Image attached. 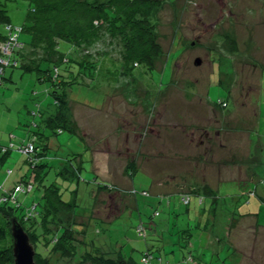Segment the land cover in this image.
<instances>
[{
    "label": "rangeland",
    "instance_id": "374dc122",
    "mask_svg": "<svg viewBox=\"0 0 264 264\" xmlns=\"http://www.w3.org/2000/svg\"><path fill=\"white\" fill-rule=\"evenodd\" d=\"M151 1L158 4L152 10L155 19L154 40L162 49L161 58L156 60V71L144 73L143 66L128 67L120 80L115 74L109 75L105 81L104 77L96 81L108 84L107 88L118 86L125 101H122L121 97L118 99L112 97L109 103L115 108L118 101L123 102V104L119 102V117L115 119L112 116L120 125L123 118L130 123L135 121L136 127L142 126L149 134L146 128L151 123L150 116L156 115L157 106L160 107L162 98L168 102L167 116L170 123L175 125L185 123L187 113L191 114L189 126L193 131L181 139L184 148L187 149L189 146V157L185 161L176 160L174 163L172 161L168 167L178 168L177 174L181 173L182 167L188 170L190 174L179 176V182L176 183L184 186L186 191L189 188H196L199 191L200 197H203L199 211L195 210L196 207L193 209L192 205L187 206L188 203H184L179 194L164 195L167 192L155 194L150 178L148 180L142 170H138L133 179L138 184L134 186L138 188L137 194L132 196L121 194L123 205H120L119 209L108 199L109 203L106 202L104 207L100 206V203L99 206L95 205L97 210L93 213H87L93 202L89 182L83 183L80 180L77 192L75 187L69 190L67 187L70 186V182H64L63 178L51 170L43 183L53 184L56 179L55 184L66 183V188L59 191V197L63 202H70L74 196L77 202L73 209H76V213L84 214L75 216L72 220L69 216L61 219L62 224L68 227L74 225L73 229L82 232L73 233L74 239L77 240L76 257L85 250L91 254L102 255L104 260L114 259L117 264L120 262L126 264L122 255L126 258L131 255L133 261L140 264V253L145 245H148L152 246L150 251L154 256L162 253L163 261L170 259L171 264H193L183 261L185 249L178 246V244L183 246L187 241L186 236L182 234L191 233L189 245L194 256L199 255L202 247L209 243L210 235L212 241L210 248H206L208 253L211 254L212 247H221L218 249L220 257L216 262V258L209 255L205 256V260H199L198 264H264V231L255 229L252 216L246 215L238 221H232L231 227L232 216L237 217L250 209L242 192L247 191L248 195L255 194L252 197L247 196L246 199L252 202L257 200L259 204L261 202L259 196L264 197V0ZM6 9L12 24H22L26 12L25 2L8 1ZM0 31H3L2 27ZM106 44L103 43L104 47ZM46 85V82H38L35 74L25 72L22 68L5 67L0 83V145L8 146L10 143L17 145L27 138L30 125L39 120V117L31 114L32 111L38 110L37 106L41 109L48 108L47 111L54 109L51 104L47 106L50 99L44 90ZM161 88L163 90L159 92ZM71 90L79 101L92 103L93 106L103 105L104 94H107L103 92L104 90L86 91V87L81 85H74ZM156 95L159 98L154 102ZM184 101L189 105H184ZM207 104L222 114L220 118L222 123L214 122V118L217 119L219 114L216 116L212 111L209 112ZM139 112L144 113L142 114L145 116L144 120L143 117L138 118ZM181 114L182 119H178ZM228 114H231L230 118H226ZM139 120H142L141 124H138ZM87 123L86 120L85 132L91 135L93 133ZM217 123L220 124L218 134L215 130L211 136L201 131L207 126L217 128ZM107 133L109 134L108 131ZM70 136L66 132L62 135L49 133V140L51 142L57 138V143H62L63 140H70ZM72 141L74 147V143L78 141L76 138ZM109 141L115 142L114 136ZM91 143L93 144L92 139ZM78 144L81 146L80 142ZM98 148L100 146H97ZM56 149L50 148L51 158L47 159L53 164L59 161L54 158ZM181 149L175 146L174 154L178 153L179 157ZM118 152L126 153L121 147ZM25 156L13 149L5 161L0 163L2 190H10L21 176L25 175L28 168L24 163ZM229 180L237 182V190L235 187L231 190L228 188L226 182ZM203 182L209 189L214 190L218 200L216 203H212L214 196L204 191ZM249 186L251 190H248ZM141 190L147 191L148 195H142ZM40 193L41 189L36 186L32 191L19 193L16 197L19 206L24 205L25 211L28 210L33 202L38 201ZM117 194L118 192L115 196ZM190 196L193 202L194 193ZM124 204H127L125 213L113 222L96 220L89 227L86 224L88 221L86 214L94 217L103 210L104 216L111 213L117 215ZM203 205H206V209L214 207L212 209L214 215L207 214L209 219L206 216H198L203 212ZM257 207L262 212L260 224L264 225V203L261 202ZM92 208L93 206L91 207L93 211L95 207ZM155 211L159 212L157 216H153ZM206 219L207 225L204 223ZM4 222L5 218L0 214V230L4 238H11ZM139 224L144 227L146 240L139 239L136 231ZM229 224L231 227L229 244L234 252H227L229 249L225 248L222 250L223 245L228 246ZM205 225L206 229L203 230ZM188 228V232L174 235L173 229L177 231ZM53 230L55 231L54 228ZM173 236L176 259L170 252ZM216 236L219 237L218 242L213 240ZM155 245H159L161 250L156 249ZM119 249L121 250L118 251ZM48 257L50 263L54 264H78V259H63L59 252L49 254Z\"/></svg>",
    "mask_w": 264,
    "mask_h": 264
},
{
    "label": "trees",
    "instance_id": "16d2710c",
    "mask_svg": "<svg viewBox=\"0 0 264 264\" xmlns=\"http://www.w3.org/2000/svg\"><path fill=\"white\" fill-rule=\"evenodd\" d=\"M8 1L26 3L22 24L11 23L6 9ZM157 5L151 0H0V27L3 28V31H0V44L9 41L11 37H14L17 44L13 54L3 59L17 61L15 66L9 67L22 68L25 72L35 74L38 82H46V95L50 99L46 105L51 104L54 107L52 111H47L48 108L41 109L37 106L38 110L32 111L31 114L39 117V120L30 125L27 138L17 145H0V161L6 159L13 149L22 152L29 145L33 148L32 152H22L26 155L24 163L27 164L28 171L10 191L17 185L27 187L29 183L32 187L30 191L36 186L42 193L38 201L33 202L26 211L24 205L15 207L8 201L0 202V214L5 218L4 225L9 232L11 218H15L23 227L34 248L35 264H54L50 263L48 257L54 252H59L63 259L76 258L78 264H117L114 259L104 260L102 255L91 254L85 250L76 257L77 240L74 239L73 233L82 232L73 229L74 225L68 227L62 224L63 218L58 216L61 212H68L66 210L71 204L61 200L55 183L46 185L43 182L49 171L53 170L59 175L68 165H75L78 152L72 144L69 147V142L74 138L72 135L76 126L69 117L68 91L74 85L82 86L87 80L96 79L100 69L107 64L102 62V56L115 58L114 62L108 60L112 63V75L118 72L126 73L128 67L143 66L147 73L155 71L156 60L162 56V49L154 40L155 19L152 10ZM105 42L107 44L104 47ZM4 70L5 68L3 74ZM65 132L71 135V138L61 141L62 143L56 142L54 158L59 161L55 164L48 162L47 159L51 158L49 133L62 135ZM19 193L14 195L16 200ZM188 198L187 206L190 204V197ZM199 198L201 199L197 203L200 206L203 204V197ZM216 199L217 197L212 203H216ZM76 202L72 206H75ZM33 205L35 207L32 210ZM210 209L211 207L207 210ZM155 213L159 212L155 211L153 216ZM242 215L232 216L231 219ZM137 228H142L140 232L136 230L139 239L146 240L144 227L138 225ZM188 229L179 232L182 234ZM188 235L191 236L190 233ZM0 236V264H12V237L4 238L1 230ZM189 236H186L187 241L180 248L185 249L183 261L191 263L194 258ZM150 247L152 246L145 248L141 256L145 253L151 255V264H159V258L166 263L159 255L154 256ZM188 254L191 261H186ZM219 257L217 253V258ZM217 260L215 259V262Z\"/></svg>",
    "mask_w": 264,
    "mask_h": 264
},
{
    "label": "crops",
    "instance_id": "0c3cea01",
    "mask_svg": "<svg viewBox=\"0 0 264 264\" xmlns=\"http://www.w3.org/2000/svg\"><path fill=\"white\" fill-rule=\"evenodd\" d=\"M114 59L115 58H112V57L110 58L109 55L102 56L101 58L102 62L107 63V64H104L102 70L100 69L99 71L100 74L98 73V76H96V79L87 80L84 83V85H82L86 87V91H88L87 89H90V88L91 90L95 89L97 91L104 90L103 92L107 94H104L105 100L104 102H102L103 105L93 106L92 103H87V102H84L83 100L79 101V98L74 96L72 94V90L69 89L68 91L69 117H70V120L76 126V130L74 132V135L72 136H74V138L77 139L78 143L80 142L81 146L77 142L74 143L75 145L74 147H76V149L74 150L78 152L77 153L78 157L74 161L75 165H68L65 171H63L59 175L58 174L56 175L59 176L60 178H63L64 182L65 181L70 182V186L67 188L70 190L73 187H75L76 192L80 188V185H79L80 180H82L83 183H86L87 181L89 182V184H91V187H92L91 196H92L93 202L87 213H93L95 210H97L95 205L98 204L99 206V203H100V206L102 205L104 207L106 205L105 204L106 202L107 204L109 203L107 201L108 199L112 203H114L119 209L120 205H123L121 194H127V196L128 195L132 196L134 194H137L138 188H134V186L138 184L135 183L133 179H135V176H136L135 173L136 172L138 173V170L144 171L148 180L150 178L152 191L155 194H158L160 192H167L164 195L179 194L178 196H188L190 197L189 206L192 205L193 209H195L194 207H196L197 209L195 210L199 211L200 206H198V203H197V199L198 200L201 199L199 198L200 197L199 191H197L196 188H189L187 189L188 191H186L184 186H181L180 184L176 183V181L179 182V179H178L179 176L181 177V176H186L190 174L188 170L182 167L181 173L177 174L178 168H175L174 166L170 168L168 167L172 161L173 163L176 160L185 161L189 157V152H190L188 148L189 146H187V149L184 148V146L181 145V139L183 136L188 135L190 132L193 131V129L192 128L190 129V126H189V122L191 121V114L186 112L187 117L185 119V123L181 122V124L179 123L178 125L170 123L168 121V116H167L168 111H169V108L167 106L168 102L162 98L160 101V104H161L160 107L158 108L157 106V110L155 112L156 115L150 116L151 123L146 128L149 130V134H147V131L145 132V128H143L142 126L136 127L134 125L135 121H133L132 123L127 122L125 118H123V113H122V118H123L122 122L120 121L122 124L120 125L118 122H115L112 116H114L115 119L119 117V114H120L119 102L123 104L122 101L124 100L122 98V95L120 94V91L118 90V86L114 88H107L108 84H102L96 81L100 77H104L103 81H105L109 75H112L113 70L110 67L112 66V63L108 62V60L114 62ZM143 72L147 73L145 70ZM116 74L118 75V80H120L122 79V77H124L126 73L118 72ZM133 81L135 82L134 78H133ZM47 87H48V84L45 86L44 90H46ZM162 90L163 88H161L159 92ZM109 92H112V93L109 94ZM157 95L155 97L154 102H156L159 98V96ZM112 97H115L117 99L118 97H121V100H122L116 103L115 108L112 106L113 104L109 103V100ZM184 105H189V104L187 101H184ZM226 106H228L227 103H226ZM92 107H96L98 109H94ZM207 107L209 108V112L212 111V113L215 114L216 116L219 114V116H217L218 117L217 119L214 118V122L218 121L219 123L220 122L222 123L223 121L220 119L222 114L216 111L214 108H212L209 104H207ZM142 114L144 113L139 112L138 118L143 117L142 120H144L145 116H143ZM180 116H178V119L180 118L182 119L183 115L181 117ZM230 116L231 114H228L226 118H230ZM86 120L88 122L87 124H89L90 131L93 133L91 135L90 133L85 132ZM142 120H139L138 124H141ZM219 123H217L218 124L217 128L213 129V126H207L206 128H203L201 131L211 136L212 131L215 130V132H217L218 134V132L220 131ZM107 131L109 132V134L107 133ZM231 135L233 136L234 134L231 133ZM113 136L115 138V142H110L109 139L112 138ZM249 138H250V135H249ZM91 139H92L93 144L91 143ZM56 142H57V138H55L54 141H51L49 146L56 147L57 146ZM70 144L73 145V141L69 142V147L71 146ZM189 145H191V143ZM97 146H100V148L97 149ZM175 146L182 148L181 151H179L181 152L179 157L177 155L178 153L177 154L175 153L176 155L174 154ZM79 147L82 148V150ZM120 147L122 148V150L126 152L125 154L118 152ZM139 149H141V151H139ZM172 151L173 153L171 154ZM4 161L5 159L3 161H0V163L2 164ZM20 170H22V168ZM27 171H28V168H27ZM26 174L27 172L25 171V175ZM55 182H53V184ZM203 184H204L203 186H204L205 192L207 191V193H211L212 196H214L213 199L217 197V195L216 196L214 195V190L212 188L209 189L207 186H205L206 184L204 182ZM226 185H229L228 188L230 190L232 189V187L233 188L235 187L237 190V187H238L237 182L231 181V180L226 182ZM66 186H67L66 183H62L61 185L56 183V187L58 188V191L65 189ZM248 190H251V187ZM116 192H118L119 195L118 194L117 195L119 197L117 195L115 196ZM143 192H146L148 195L147 191L145 190L140 191L142 195H143ZM215 192L217 194L218 188L215 189ZM246 192H242V194H244V196L247 198V196H249L248 195L249 193L248 192L246 193ZM183 193H186V194H183ZM191 193H194L195 200L193 202L190 196ZM252 196H255V194L250 195L249 197H252ZM259 199L262 203H264V197L259 196ZM75 202H76L75 197L73 196V199H71L70 202H67L71 204V206H69V208L66 210L68 212H63V213L61 212L58 214V216H60L63 219L69 216V218L72 220L73 217L82 215L83 213H80V214L76 213V209H73L72 205L75 204ZM261 202L259 204L257 200L255 202L247 200L246 203L248 204L250 209L247 212H245L241 217L237 219H233L232 221H238L240 218L242 219V217H245L246 215L252 216L253 218L252 222L255 226V229H258L259 231H264V225L260 224L262 220L260 219V215L262 212H261V209L257 207V205H261ZM92 206L93 208L95 207V209L92 208L93 211L91 210ZM126 206L127 204H124V207L122 208V210L123 209L124 210L119 211L120 213L118 212L117 215H112L111 213V215L107 214V216H104L103 210L101 211L102 214L101 213L96 214L94 217L90 216L89 214H86L87 220H88L86 224L89 227L90 224L95 223L96 220L102 221L105 223L113 222L114 220L120 218L121 215L125 213ZM169 206H170V203H169ZM205 206L206 205H203L204 211L198 214V216H206L208 218L207 216L208 213L211 215H214V212H212V208L214 207H211V209L208 211L205 208ZM254 211L256 212V214H254L255 213ZM90 218L92 220H89ZM208 219L204 220V223H206V225L208 224ZM232 221H231V227L233 223ZM206 225L204 226L203 230L206 229ZM231 227L229 224V229H228L229 231L227 232L228 233L227 235L228 236V246L223 245V248H222V250H224V248L226 250L229 249L227 252H234L232 251L233 247L229 244V240L231 236V230H230ZM181 230L182 229H178L177 231H175V229H173L174 235L177 234ZM188 234H182V235H185L188 237L189 236ZM218 238L219 237L216 236L215 238H213V240L215 242H218L219 241ZM174 239L175 238L173 236L172 241H174ZM210 239H211V235L209 237V241H208L209 243L206 244L204 248L202 247L201 249L202 252L199 255L194 256L192 254L194 258L192 259L193 264H198L199 260L200 261L205 260L206 259L205 256L207 257L209 255L210 257L211 256L213 258L215 257L216 260L218 259L217 253H219L218 249H220L221 247L219 246L212 247L210 249L211 254H209L206 249L207 247L208 249L210 248V241H212ZM160 240L162 241L161 238ZM155 246H157L156 249L159 250L160 248L159 245H155ZM174 246L175 244H173L170 252L174 254L173 255L174 259H176L177 254L173 250ZM178 246L180 248L179 244ZM147 247L148 245H145L142 251ZM120 250L121 249H119L118 251ZM96 251H98V249H96ZM166 253L169 254L168 252ZM191 253H192V250H191ZM129 256L130 257L126 258L124 255H122V258L125 259L126 264H136L135 261H133V259L131 258V255ZM140 256H141V253H140ZM161 256H162V253H159V257ZM169 260L167 259L166 262L171 264V261Z\"/></svg>",
    "mask_w": 264,
    "mask_h": 264
},
{
    "label": "built area",
    "instance_id": "2783aa9c",
    "mask_svg": "<svg viewBox=\"0 0 264 264\" xmlns=\"http://www.w3.org/2000/svg\"><path fill=\"white\" fill-rule=\"evenodd\" d=\"M6 29L9 30V32H11L10 28L7 27ZM17 46V44L14 42V37H11L9 39V41L0 44V83L2 81V75H3V69L9 65L15 66L17 64V61L15 60H6L3 59V57L8 56L13 54L14 48ZM2 152H4V149L1 150ZM33 148L29 145L28 148L25 150H23L22 152L27 153V152H32ZM31 185L28 183L27 187L25 186H21V185H17L15 186L13 191L10 190H2L1 189V185H0V202H9L10 204H12L15 207L19 206V203L17 202V200L14 198V195L16 192H29L31 190ZM146 195V193H143ZM188 196H181V200L184 203L188 202ZM32 206V210H33ZM159 213H155V216H157ZM140 227V226H139ZM142 228H137V230L140 232ZM189 255V254H188ZM151 255H149L148 253H145L143 256H141L140 258V264H151ZM159 264H170V263H163L161 261V259H158ZM186 261H191V257L190 255L186 258Z\"/></svg>",
    "mask_w": 264,
    "mask_h": 264
},
{
    "label": "water",
    "instance_id": "95a60500",
    "mask_svg": "<svg viewBox=\"0 0 264 264\" xmlns=\"http://www.w3.org/2000/svg\"><path fill=\"white\" fill-rule=\"evenodd\" d=\"M199 64V60L197 61ZM10 234L12 237L13 264H35L34 248L23 227L15 218L10 219ZM119 264H125L120 262Z\"/></svg>",
    "mask_w": 264,
    "mask_h": 264
}]
</instances>
